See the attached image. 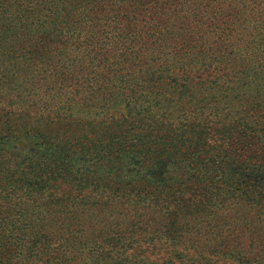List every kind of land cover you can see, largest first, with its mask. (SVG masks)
<instances>
[{
    "label": "rangeland",
    "instance_id": "374dc122",
    "mask_svg": "<svg viewBox=\"0 0 264 264\" xmlns=\"http://www.w3.org/2000/svg\"><path fill=\"white\" fill-rule=\"evenodd\" d=\"M0 264H264V0H0Z\"/></svg>",
    "mask_w": 264,
    "mask_h": 264
}]
</instances>
